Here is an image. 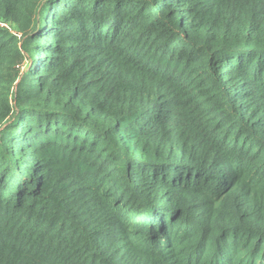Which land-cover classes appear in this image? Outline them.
<instances>
[{
	"label": "trees",
	"instance_id": "16d2710c",
	"mask_svg": "<svg viewBox=\"0 0 264 264\" xmlns=\"http://www.w3.org/2000/svg\"><path fill=\"white\" fill-rule=\"evenodd\" d=\"M0 264H264V0H0Z\"/></svg>",
	"mask_w": 264,
	"mask_h": 264
}]
</instances>
